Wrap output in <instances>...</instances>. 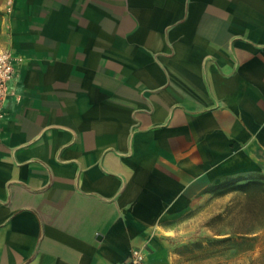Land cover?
<instances>
[{"label": "crops", "instance_id": "obj_1", "mask_svg": "<svg viewBox=\"0 0 264 264\" xmlns=\"http://www.w3.org/2000/svg\"><path fill=\"white\" fill-rule=\"evenodd\" d=\"M0 0V264H179L171 219L264 169V0Z\"/></svg>", "mask_w": 264, "mask_h": 264}, {"label": "rangeland", "instance_id": "obj_2", "mask_svg": "<svg viewBox=\"0 0 264 264\" xmlns=\"http://www.w3.org/2000/svg\"><path fill=\"white\" fill-rule=\"evenodd\" d=\"M207 181L208 194L171 219L179 264H264V169L243 180Z\"/></svg>", "mask_w": 264, "mask_h": 264}, {"label": "built area", "instance_id": "obj_3", "mask_svg": "<svg viewBox=\"0 0 264 264\" xmlns=\"http://www.w3.org/2000/svg\"><path fill=\"white\" fill-rule=\"evenodd\" d=\"M14 0H8L9 13ZM17 76L16 60L9 48H0V130L5 118V102L10 94L11 86ZM121 264H150L149 253L146 247L133 248Z\"/></svg>", "mask_w": 264, "mask_h": 264}]
</instances>
